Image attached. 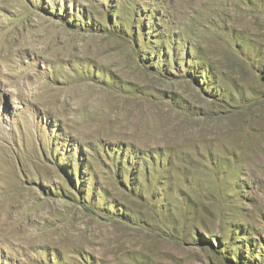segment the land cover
Returning <instances> with one entry per match:
<instances>
[{"label": "rangeland", "instance_id": "rangeland-1", "mask_svg": "<svg viewBox=\"0 0 264 264\" xmlns=\"http://www.w3.org/2000/svg\"><path fill=\"white\" fill-rule=\"evenodd\" d=\"M0 264H264V0H0Z\"/></svg>", "mask_w": 264, "mask_h": 264}]
</instances>
